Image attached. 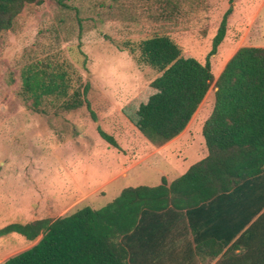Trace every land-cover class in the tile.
Returning a JSON list of instances; mask_svg holds the SVG:
<instances>
[{
    "label": "rangeland",
    "instance_id": "374dc122",
    "mask_svg": "<svg viewBox=\"0 0 264 264\" xmlns=\"http://www.w3.org/2000/svg\"><path fill=\"white\" fill-rule=\"evenodd\" d=\"M228 7L229 0H69L66 7L43 0L26 5L11 28L0 33V229L63 217V212L38 213L44 186L48 197H59L81 185L90 191L98 182L94 201L107 203L115 188L151 186L162 171L172 178L175 173L165 163L155 167V159H147L150 144L120 112L154 76L140 62L137 46L148 37L168 35L204 63ZM232 9L224 41L210 58L213 77L238 47H264V0H234ZM58 67L68 73L69 94L89 83L87 100L95 121L86 106L65 111L53 98L33 110L22 73ZM215 80L199 115L211 110ZM98 127L119 149L101 139ZM109 171L117 179L107 187L103 182ZM29 207L31 213L24 214ZM15 235L0 236V264L29 248ZM17 235L22 242L14 240Z\"/></svg>",
    "mask_w": 264,
    "mask_h": 264
},
{
    "label": "trees",
    "instance_id": "16d2710c",
    "mask_svg": "<svg viewBox=\"0 0 264 264\" xmlns=\"http://www.w3.org/2000/svg\"><path fill=\"white\" fill-rule=\"evenodd\" d=\"M66 7L69 0H54ZM43 0H0V33L9 30L26 5ZM234 0L224 12L211 49L202 63L183 51L168 35H154L138 44L140 62L154 72L153 79L120 112L152 145L161 146L180 135L207 96L214 82L209 116L202 126L207 156L191 165L169 185L165 179L156 187L124 188L119 196L99 210L84 207L66 216L29 223H11L0 236L18 233L27 241L40 239L32 247L1 264H156L135 260L138 235L145 231L150 211L169 206L192 211L210 210L209 238L204 252L215 258L222 252V195L256 185L264 177V47L241 46L217 77L211 73L210 58L224 41ZM50 66V65H48ZM22 73L24 93L39 111L46 98L61 101L65 111L83 106L90 85L69 94L68 73L26 70ZM95 121V115L91 112ZM103 141L119 149L117 142L97 128ZM221 243V244H220ZM201 249V247H198ZM217 264H222V260Z\"/></svg>",
    "mask_w": 264,
    "mask_h": 264
},
{
    "label": "crops",
    "instance_id": "0c3cea01",
    "mask_svg": "<svg viewBox=\"0 0 264 264\" xmlns=\"http://www.w3.org/2000/svg\"><path fill=\"white\" fill-rule=\"evenodd\" d=\"M228 60L226 56L222 69ZM198 110L186 126V130L176 138L161 146L148 142L152 151L147 155V159H155V167L163 162L168 166L169 171L175 173L171 176L172 178H168L163 171L160 174L157 172L161 176L157 177L158 181L155 184L148 187L160 185L162 178L169 185L182 176L191 165L207 156L202 126L210 111L199 115ZM96 158L98 161V156ZM114 176V173L109 171L103 183H106L108 187L117 179ZM97 187L98 182L90 187V191L84 190V186L81 185L75 187L73 191L67 189V193L59 197H48L47 188L44 186L43 197H38L42 209L38 213L63 212L65 214L63 217H66L84 207L99 210L117 198L124 189L115 188L111 191L113 196L110 199L112 200L109 199L107 203H98L94 201L99 199ZM48 206L54 207H51L52 210H47ZM192 212L170 206L153 213L150 211L145 221L146 229L138 235V243L133 245L137 246L139 251L135 260L156 264H217L221 260L222 264H264V177L261 176L256 185L228 191L222 195V252L215 258L204 252V247L209 245V238L205 239L203 232L211 229V223L215 227L217 221L209 222L213 216L210 210ZM29 213H31L30 207L24 214ZM45 218H35L32 221ZM9 234L16 236V233ZM39 239L40 237L34 241H28L29 248ZM14 240L23 241L18 235Z\"/></svg>",
    "mask_w": 264,
    "mask_h": 264
}]
</instances>
